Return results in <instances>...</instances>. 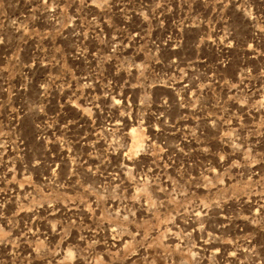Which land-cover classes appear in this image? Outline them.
<instances>
[{"label": "rangeland", "instance_id": "1", "mask_svg": "<svg viewBox=\"0 0 264 264\" xmlns=\"http://www.w3.org/2000/svg\"><path fill=\"white\" fill-rule=\"evenodd\" d=\"M0 264H264V0H0Z\"/></svg>", "mask_w": 264, "mask_h": 264}]
</instances>
